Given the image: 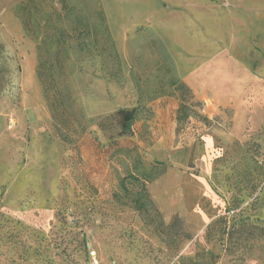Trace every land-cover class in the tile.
I'll list each match as a JSON object with an SVG mask.
<instances>
[{
	"label": "rangeland",
	"instance_id": "374dc122",
	"mask_svg": "<svg viewBox=\"0 0 264 264\" xmlns=\"http://www.w3.org/2000/svg\"><path fill=\"white\" fill-rule=\"evenodd\" d=\"M242 219L264 225V22L228 0H0V264H264L260 231L228 240Z\"/></svg>",
	"mask_w": 264,
	"mask_h": 264
},
{
	"label": "trees",
	"instance_id": "16d2710c",
	"mask_svg": "<svg viewBox=\"0 0 264 264\" xmlns=\"http://www.w3.org/2000/svg\"><path fill=\"white\" fill-rule=\"evenodd\" d=\"M31 1V0H30ZM22 7L23 8H27V5L22 3ZM44 43L51 45L53 43V40L51 39L50 35H46L44 37ZM51 63V54L49 52L46 53V55L43 58V55L40 54L38 52V76H43V74L46 72V66ZM176 88L180 91H182L183 93L186 94H190L191 93V89L190 87L184 82V81H180L179 83H177ZM183 104L180 105L179 107V113H178V117H177V121L178 123L183 122L184 120H186V115L182 113L183 111ZM118 114L121 116L123 125L126 127L128 126V123H130L133 119H134V110L133 109H119L118 110ZM129 179H131L128 183H130L133 186H137L138 189L137 191L133 192L135 193L139 198L142 197L144 198L143 204L140 206H137V209H147L148 206L151 204L150 203V198H149V194H148V190H147V180H142L140 177L136 176V175H129ZM127 181V177L122 179V189H124V191L126 192H130L132 191L131 189L128 188V186L126 185ZM137 202V201H136ZM150 207V206H149ZM256 231H260V235L259 236H264V225L262 223H257V222H252L249 220H245L242 219L240 220L239 223L234 224L233 226H231L228 229V240H230V242L233 241V239L235 238V235H240L241 238H247L249 235L252 239L256 238ZM239 240V239H238ZM233 242H237L236 244H238L239 246V242L238 241H233ZM229 248V246H228Z\"/></svg>",
	"mask_w": 264,
	"mask_h": 264
},
{
	"label": "crops",
	"instance_id": "0c3cea01",
	"mask_svg": "<svg viewBox=\"0 0 264 264\" xmlns=\"http://www.w3.org/2000/svg\"><path fill=\"white\" fill-rule=\"evenodd\" d=\"M206 5L210 7L211 2ZM229 21L240 24L249 23L250 21L254 24L263 23L264 0H228V22Z\"/></svg>",
	"mask_w": 264,
	"mask_h": 264
}]
</instances>
